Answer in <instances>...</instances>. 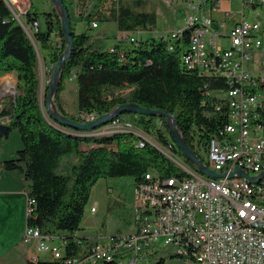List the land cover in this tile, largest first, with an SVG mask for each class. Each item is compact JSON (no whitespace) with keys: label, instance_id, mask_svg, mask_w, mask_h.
Here are the masks:
<instances>
[{"label":"trees","instance_id":"trees-1","mask_svg":"<svg viewBox=\"0 0 264 264\" xmlns=\"http://www.w3.org/2000/svg\"><path fill=\"white\" fill-rule=\"evenodd\" d=\"M62 1L66 6L65 0ZM216 1L199 0V3L206 10ZM149 3L150 0H98L91 11L81 14L86 25L84 31L76 33L70 26L72 49L60 67L52 109L78 122H87L86 115L95 118L126 102L168 111L190 149L206 164L203 153L207 140L222 129L227 109L225 104L216 109L219 99L206 92L226 90L229 84L222 77L203 74L182 64L181 55L187 50L194 27L184 24L174 31L172 49L168 48V39L157 34L125 44L124 40H118L112 50L100 49L88 33L93 28L91 23L98 21H114L120 31H153L157 13L153 6L147 9ZM76 4L84 6L78 0ZM58 10L53 6L51 11L41 12L43 29L38 24V13L28 11L24 21L38 24L30 37L0 2V73L14 71L17 77V94L2 101L0 108V118L6 120L7 126L1 138L16 129L22 142L13 157L0 160V168L17 170L27 199L34 200L26 214V226L37 227L42 235H55L64 241L60 258L45 261L30 258L25 264H67L66 260L72 258L80 261L72 264H117L113 256L105 260L83 259L97 241L76 234L94 183L99 178L131 176L135 184L148 171L161 177L187 175L174 160L193 170L195 167L173 143L162 116L122 112L100 127L120 122L126 116L134 128L153 137L169 154L131 130L94 135L89 134L93 130L78 131L57 125L48 113L51 122L45 118L33 41L45 52L51 75L66 46ZM69 78L76 87L75 112L66 110L61 99ZM140 139H143L141 146ZM185 255L192 257L195 264H208L189 251L175 250L159 257L155 264L187 258Z\"/></svg>","mask_w":264,"mask_h":264},{"label":"built area","instance_id":"built-area-1","mask_svg":"<svg viewBox=\"0 0 264 264\" xmlns=\"http://www.w3.org/2000/svg\"><path fill=\"white\" fill-rule=\"evenodd\" d=\"M0 2L31 37L38 24L24 21L31 10L30 2ZM240 2L241 19L225 33V25L215 24L214 19L203 20L199 0L187 2L184 20V24L196 25V33L181 55L182 64L222 77L229 84L226 90L206 92L219 99L216 109L224 104L227 108L225 124L219 133L208 138L204 153L206 165L221 175L206 177L183 164L182 169L192 172V181L146 172L133 187L132 230L104 242L96 241L83 259L118 255L119 264H138L147 261L151 245L159 237L174 236L185 246L186 238H197V252L217 264H264V29L259 21L245 19L251 8L264 6V0ZM187 14H197V21H187ZM96 25L97 22L91 23L92 27ZM157 36L168 39V48L172 49V32ZM250 90H259L260 100H253ZM218 91L225 96H219ZM92 118L85 116L86 121ZM138 145H143V139ZM236 168L249 177L239 175ZM231 172L233 175L228 176ZM134 188H141V199H134ZM33 202L27 199V214ZM90 211L94 212L95 207L91 206ZM56 237L25 226L22 241H34L37 251L50 254V250H57V257H51L56 259L64 251L61 238L59 244L50 242ZM77 262V258L66 260L67 264Z\"/></svg>","mask_w":264,"mask_h":264},{"label":"rangeland","instance_id":"rangeland-1","mask_svg":"<svg viewBox=\"0 0 264 264\" xmlns=\"http://www.w3.org/2000/svg\"><path fill=\"white\" fill-rule=\"evenodd\" d=\"M30 1L34 11L38 13L39 19L38 24L41 29H43L44 24L41 18V12L48 11L50 7L49 0H25ZM152 3L156 4L157 7V21L156 30L154 32H143L140 34L142 39L146 37H151L152 34H167L168 32L177 31L181 28L184 23L185 14L187 12V2L198 0H151ZM232 4V10L235 11L234 19L241 18V2L240 0H230ZM66 6L69 7L68 0H65ZM217 6V5H216ZM217 8V7H215ZM209 6L206 7V10ZM59 12V10H58ZM69 13V12H68ZM238 18V19H239ZM245 19L248 21H259L260 26L264 29V6H255L245 14ZM76 28L79 31H84L86 29L85 22L80 20L75 22ZM98 27L90 28L88 33L93 35L94 43L100 49H108L112 44L116 43V32L117 29L113 22L100 21L97 23ZM229 26V25H227ZM166 30V31H164ZM105 32L106 35H101ZM134 37L137 36L136 32H133ZM153 36V35H152ZM129 43V39L125 40ZM34 47L37 51V74L39 79V97L41 110L45 118L47 117V112L45 109V102L43 100L45 85L47 80H50L49 68H46L48 58L44 57V53L40 50L39 45L33 41ZM15 94H17L16 88H14ZM219 96H225V93L218 91ZM63 97V99H62ZM63 105L70 112L76 111V87L72 79H67L65 81V86L63 89V95L61 96ZM51 122V121H50ZM17 131L16 129H13ZM131 130L142 136L147 141L155 144L166 154L169 152L162 146L158 145L154 138L141 133L136 128L133 127L128 117L124 116L123 120L120 122H114L107 126H103L91 131L89 134L94 135H106L117 131ZM83 148H86L83 145ZM204 154V153H203ZM205 156V154H204ZM134 181L131 176H120V177H107L99 178L91 188L90 196L88 202L84 209V215L80 223V229L77 230L76 234L78 236L86 238H94L97 241L104 242L111 236L124 235L132 230L133 226V209L131 206L132 192ZM91 206L95 207V211L91 212ZM53 244H59V237L54 238L50 241ZM147 261H140L138 264H155L159 257L166 256L173 252V248L169 245H164L161 241L159 245L152 251ZM51 255L39 251V260L45 261L49 260ZM195 260L188 256L187 258H171L167 259L165 264H195Z\"/></svg>","mask_w":264,"mask_h":264},{"label":"crops","instance_id":"crops-1","mask_svg":"<svg viewBox=\"0 0 264 264\" xmlns=\"http://www.w3.org/2000/svg\"><path fill=\"white\" fill-rule=\"evenodd\" d=\"M76 1L77 0H68L70 4L69 7H66L69 12L71 25L74 27V31L79 33L81 31L77 30L75 22L81 20V14L91 11L92 5L98 0H78L79 5H84L81 7L76 4ZM50 4L51 5L48 11H51L53 7L51 2ZM151 6L155 8L157 13L156 4H153L150 0V3L147 5V9H149ZM231 7L232 4L230 0H220L217 11L210 13V17L216 22L224 23L225 30L223 33H225L227 29H229L241 19L239 17V19H234L236 14ZM31 10H33L32 4ZM107 22H113L116 27V23L114 21ZM183 25L184 23L181 25V27ZM96 27H98V24ZM154 31L158 30L155 28L150 32ZM134 32L137 33L136 37L132 35L133 32L120 31L117 29L116 41L124 40L123 43L125 44V40L128 39V37H134L135 39H138L141 38V33L149 31ZM101 35L105 36L106 33L102 32ZM152 35L155 36L156 34ZM114 44H112L110 47H112ZM46 68H50V63H48V61ZM16 83L17 77L14 71L0 73V108L2 101L13 98L12 96L15 93L14 88H16ZM62 95L63 91L61 93V96ZM64 108L67 110L65 106ZM5 122V119L0 118V123ZM21 146L22 142L18 132L11 130L6 138H0V160L13 157L15 152L21 148ZM26 206L27 196L24 192V182L20 173L17 170H3L0 168V264H25V262L33 256L39 258V251L36 249L35 242L28 241L24 243L22 241V234L26 226Z\"/></svg>","mask_w":264,"mask_h":264},{"label":"water","instance_id":"water-1","mask_svg":"<svg viewBox=\"0 0 264 264\" xmlns=\"http://www.w3.org/2000/svg\"><path fill=\"white\" fill-rule=\"evenodd\" d=\"M50 2L52 3L54 7H57L59 9L60 21H61V32L65 38V43H66L63 53L58 57L53 67V70L50 75V80L48 82L46 95H45V107L51 119L57 125H60L63 127H69L71 129L78 130V131H90V130H94L97 127H100L106 124L109 120H111L113 117H115L116 115L122 112H131L135 114H145V115H158V116L165 117L166 127L168 129L170 137L172 138L173 143L181 151L184 157L194 165L195 171L206 177H214V178L219 177L221 174H219L218 172H215L214 170L210 169L206 164L201 162L196 156V154L194 153V151L190 149L185 139L182 137L181 133L178 131L176 127V120L174 116L168 111L161 110V109H151V108L140 106L133 102H126V103L120 104L115 109H113L111 112L97 116L87 122H78L52 109L53 107L52 97H53V94L59 82V70H60L61 65L65 61V59L70 55V52L72 49V36H71V31H70L71 22H70L69 13H68L66 6L63 4V1L62 0H50ZM15 95L16 94L14 93L12 97H14ZM6 128L7 126L5 123H0V138L4 134ZM174 161L177 164L179 163L176 160ZM235 172L247 178L249 177L246 172H243L242 170H239L238 168L235 169ZM262 174L264 175V172ZM232 175L233 173L231 172L229 173L228 176H232Z\"/></svg>","mask_w":264,"mask_h":264},{"label":"bare ground","instance_id":"bare-ground-1","mask_svg":"<svg viewBox=\"0 0 264 264\" xmlns=\"http://www.w3.org/2000/svg\"><path fill=\"white\" fill-rule=\"evenodd\" d=\"M220 0H217L215 4H212L211 7L207 10H203V20H212L210 17V13H213L216 11L217 7L216 5L219 4ZM187 21H197V14H187ZM217 25H224L222 22H216ZM193 28L191 37H193V34L196 33V25L189 24ZM174 31H172L173 33ZM173 36V34H172ZM250 97L253 98V100H260V91L259 90H250ZM178 165L182 168V164L178 163ZM183 171L186 172L187 175L178 177L182 178L185 181H192V172L188 169H183ZM134 199H141V188H134ZM163 242L164 245H169L173 248V251L178 252H190L193 255L197 257V259L201 262H205L208 264H217L216 262H213L212 259H205L204 255H201L199 252H197V238H186V245H181L178 243V240L174 236H164L159 237L158 240L155 241L154 244L151 245L150 248V254H152L154 249L159 245L160 242ZM51 257H57V250H50ZM114 257L116 259V263L119 264V256L118 255H104L100 257L101 259H110L111 257ZM151 256V255H149ZM99 260V259H98Z\"/></svg>","mask_w":264,"mask_h":264}]
</instances>
